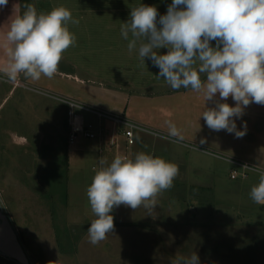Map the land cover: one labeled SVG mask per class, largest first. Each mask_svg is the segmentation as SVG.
<instances>
[{
    "label": "rangeland",
    "instance_id": "obj_1",
    "mask_svg": "<svg viewBox=\"0 0 264 264\" xmlns=\"http://www.w3.org/2000/svg\"><path fill=\"white\" fill-rule=\"evenodd\" d=\"M171 3L172 0H33L38 13H47L62 5L72 12L74 19L79 20V24L68 25L69 30L76 34V47L64 52L59 71H73L81 78L94 80L106 88H118V91H123L129 97H136L129 104V109L132 119H140L137 121L149 116L148 108L166 115L169 93L184 88L171 89L163 78L156 77L159 69L149 58L145 57V64H142L138 49L129 52L128 41L120 34V25L130 18L133 7L140 4L154 6L159 15H164ZM211 44L216 46L215 41ZM158 51L159 54H165L167 49ZM74 62L77 68L73 66ZM201 78L205 79L203 75ZM2 85L0 89L8 90V85ZM7 96L8 93L0 94V109L3 111L0 114V152L9 157L8 160L2 159L6 160V164H0V197L31 264H175L174 260L165 261L162 258V255L167 257L171 254L167 250L170 247L175 250L178 245L184 247L185 244L186 248L192 245L193 253L200 252L202 240L203 250L206 248L207 253L218 252L215 237L219 230L211 228L206 234V230L198 229L188 237L184 228L192 221L227 223L235 220H264V205L260 207L255 204L249 195L252 186L258 183L259 172L252 171L245 178L233 180L230 174L235 169L234 165L222 156L205 154L200 161L199 158L195 161L200 166L194 172L195 175L192 173L199 184L209 188L202 192L204 198L197 197V191L195 199L182 202L186 207L184 211L169 189L159 195L158 205L151 215L143 207L136 210L128 207L126 210L127 206H119L111 213L115 225L113 233H109L99 244L91 245L87 230L96 217L91 211L86 189L100 167L96 153L99 151V141L77 139L74 144H69L67 152L64 137L62 141L59 139L61 122L66 121L67 117L66 111L57 107L60 103L49 98L39 99L35 94L21 89ZM108 99L104 102L101 98L100 102L113 108L116 101L114 98ZM9 110H19L20 115L8 118L2 116L10 113ZM79 114L95 121L96 117L92 115L91 118L82 112ZM142 134V131L136 132L138 138ZM150 134L142 135L148 141L147 145L139 140L138 147L128 149L130 158L138 152H145L174 163L173 153L167 146L170 143ZM15 135L27 137L29 147L22 146V151L15 147L8 149L7 146H14L15 142L25 144L22 138ZM46 143H52L57 149L48 148ZM37 146L38 152L32 153ZM27 148L31 152H24ZM180 151L177 153H180L178 157L181 160L192 161V154H184L182 148ZM49 153L61 154L48 156L52 164L44 165V157ZM108 158L106 156V160ZM201 201L209 204L210 210L215 209L214 217L210 212L207 213L210 218L203 219L206 208L199 204ZM198 206L203 209V214H198L199 217L194 219L193 212ZM226 237L232 238V235ZM234 237V243L240 241L239 253L259 251L256 244H264L253 237L237 234ZM189 238L193 241L186 240ZM176 262L182 264V261ZM237 263L250 262H225ZM0 264L18 263L0 256Z\"/></svg>",
    "mask_w": 264,
    "mask_h": 264
},
{
    "label": "clouds",
    "instance_id": "obj_2",
    "mask_svg": "<svg viewBox=\"0 0 264 264\" xmlns=\"http://www.w3.org/2000/svg\"><path fill=\"white\" fill-rule=\"evenodd\" d=\"M7 4L8 0H0V8ZM69 23L76 25L79 20L65 6L38 13L33 5H25L5 34L7 81L15 82L21 75L34 81L42 76L52 79L64 52L76 44ZM120 34L128 41L129 52L138 49L142 64L149 58L159 69L156 77L171 89L202 93L205 103L219 95L215 107H205L201 114L209 129L226 130L237 138L246 134V123L238 130L233 118L241 117L250 103L264 105V0H172L164 15L154 6L140 4L131 8ZM162 48L167 49L165 54H159ZM229 97L234 107L220 102ZM168 136L184 140L171 122ZM99 165L86 189L96 217L87 230L88 242L94 246L113 233L114 208L143 207L151 215L159 195L171 189L179 175L177 164L145 152L133 158L117 155L111 163L101 157ZM249 195L255 204L264 205V171H259ZM182 264H200V260L194 252L182 258Z\"/></svg>",
    "mask_w": 264,
    "mask_h": 264
},
{
    "label": "crops",
    "instance_id": "obj_3",
    "mask_svg": "<svg viewBox=\"0 0 264 264\" xmlns=\"http://www.w3.org/2000/svg\"><path fill=\"white\" fill-rule=\"evenodd\" d=\"M20 11L21 0H8L7 6L0 8V86L3 87L2 84L8 85V90L0 89V94L8 93L9 96L14 91L21 89L22 91H26L27 93H31L32 95L35 94V96L39 99L49 98L60 103V105L57 107H59L60 109H64L66 113L69 110L68 105L60 100L58 101L56 97H67L77 100L90 108H95L116 115H124L131 121L136 122L151 130L152 132L157 133L159 136L155 135L154 137L167 140L166 142L170 143L167 146L171 150V153H173V159L175 161L174 163L179 166V175L173 181L171 193L173 194L175 200L179 201V204H181L184 211L186 209V207L183 206L185 200L195 199L197 191L199 193L197 197L202 199L201 197L204 198L202 192L206 189H209L208 187L199 184L198 180L192 177V173L195 175L194 172H197L199 169L198 166H200L199 163L195 161H197L198 158L200 161L201 156H204L205 154H216L224 158L247 162L264 170V105L250 103L244 109V114L241 117L233 118L238 130H243V126L245 123L247 125L246 134L242 138H237L234 133H228L226 130H220L217 132L209 129L204 118L201 116L202 112L205 110V107H215L216 100H219L218 94L215 100L206 101L205 103L203 94L194 92L191 89H182L179 92H172L169 93V97L167 98L168 109L166 115L162 114L160 111L154 108H148L147 112L149 116H144L141 121H137L140 119H132L133 116L130 115L131 108L129 109V104L133 102L136 97L131 96V98L123 91H118V88L116 90L111 87L106 88L104 87L105 85L97 84L94 80L85 79L84 77L81 78L77 75V73H74L73 71H62V69L61 71H59L60 69H58V72L52 79H48L47 77L42 76L40 80L34 81L25 79L23 75H21L15 82L7 81V78L3 75V69L6 66L8 59L5 47V34L8 31L11 21L16 16L21 15ZM73 66L77 68V64L75 62ZM101 98H103L104 102L109 100L108 98H114L118 105L116 104L113 108L107 107L104 102H100ZM220 102H226L230 106H235V101L231 97H229L226 101ZM1 112L3 111L1 110L0 114ZM9 112L10 113L2 116H7L8 118L10 116L20 115L19 110H9ZM77 112L81 113L82 111L77 110ZM82 114H87L91 117V114L85 111H83ZM165 117L166 119H164ZM87 119L85 118L87 123L97 124L98 122L96 118L95 121ZM65 120L66 121L61 122L62 126L60 128L59 139L62 141V138L64 137L66 143L65 150L68 152L69 142L67 137L69 135V126L67 117ZM168 122L175 124L177 128L181 130L184 136V140L182 142H177L174 138L168 136ZM146 133L147 132H143V134ZM142 135L138 138L135 134L136 143L132 147H138L139 140H141L143 145L148 144V141L143 138ZM15 136L22 138L25 141V144L20 145L19 142H15L16 144L14 143V146H7L8 149H11L13 147L18 149L22 146H25L24 148L29 147L30 142H28L29 140L27 137L23 135ZM202 138L206 139L207 142L205 144H200V140ZM157 143L158 142L154 143V148ZM46 145L48 148L57 149L52 143H46ZM61 146L64 147L63 144ZM61 146H59L58 148L60 149ZM24 148H21V151ZM181 148L185 151L184 154H188L189 156L190 154L193 155V157L190 158L192 161L189 160L188 162H186L178 157L180 153L177 152H181ZM38 149L39 147L37 146V148H35L32 153L36 152ZM176 149H178L177 152ZM26 151H29L28 148L27 150H24V152ZM96 153L99 159L102 157L106 160V156H109V158L106 160L108 163L110 162V159H113V156L107 152L104 153V155L99 154V151ZM60 154L61 153H49V155L45 157L43 156L46 160H44L42 163L44 165L52 164V162L48 160V156L52 157ZM2 159L8 160L9 157L8 155H3L0 152V164H6V160L2 161ZM94 167H96V165ZM183 201L184 203H182ZM199 204L205 205L204 207L206 208L204 210L205 217L203 216V219H209L210 217L207 215V213L210 212L213 213L212 217H214L215 209L210 210V205L207 203H202V201ZM260 207H262V205H260ZM252 208L254 207L252 206ZM126 210H128V207ZM193 213V218L197 219L199 217L198 214L202 216L203 209L199 206L195 207ZM211 228L219 230L217 233V237H215L218 242V244L216 245L217 247H219L218 252L207 253L206 248L204 250L202 249L201 240L200 252H195L199 257L200 262H215L216 264H225V262L230 260H232L233 262H237L239 260H248V262H250L249 264H264V244H256V246L260 248L259 251L239 253L238 247L240 241L234 243V236L236 234L241 237L246 236L249 238L253 237L256 239H260V243L264 242V220H235L227 223L207 222V220H205L204 222V220H197L192 221V223L188 224V226L184 229L187 232V236L190 237L192 236V234L197 232L198 229L206 230L207 234V230ZM227 235H232V238L226 237ZM186 240L193 241L192 238ZM152 242H154L153 239ZM190 244L191 243L189 242V245ZM175 248V250H172L171 247L168 248L167 250L171 251V254H168L167 257L162 255V258L164 257L165 261L174 260V263L176 264V261H182V258H188L193 254L192 245L187 248L185 247V244L184 247L178 245ZM182 250H184V253H181L183 252Z\"/></svg>",
    "mask_w": 264,
    "mask_h": 264
},
{
    "label": "built area",
    "instance_id": "obj_4",
    "mask_svg": "<svg viewBox=\"0 0 264 264\" xmlns=\"http://www.w3.org/2000/svg\"><path fill=\"white\" fill-rule=\"evenodd\" d=\"M58 100L67 104L69 126V144H74L77 139L98 140L100 144L99 154L109 153L113 158L117 155L128 156V149L135 145V134L137 131L158 135L146 127L131 121L124 115H116L95 108H90L83 103L66 98L57 97ZM77 110L85 111L97 119V124L87 123L84 116ZM159 136V135H158ZM224 158V157H223ZM235 166L230 177L237 180L239 177L245 178L252 171H264L247 162H242L230 158H224Z\"/></svg>",
    "mask_w": 264,
    "mask_h": 264
},
{
    "label": "water",
    "instance_id": "obj_5",
    "mask_svg": "<svg viewBox=\"0 0 264 264\" xmlns=\"http://www.w3.org/2000/svg\"><path fill=\"white\" fill-rule=\"evenodd\" d=\"M0 256L18 264H31L19 234L6 215L0 199Z\"/></svg>",
    "mask_w": 264,
    "mask_h": 264
},
{
    "label": "trees",
    "instance_id": "obj_6",
    "mask_svg": "<svg viewBox=\"0 0 264 264\" xmlns=\"http://www.w3.org/2000/svg\"><path fill=\"white\" fill-rule=\"evenodd\" d=\"M33 5V0H21V14L25 11V5Z\"/></svg>",
    "mask_w": 264,
    "mask_h": 264
},
{
    "label": "flooded vegetation",
    "instance_id": "obj_7",
    "mask_svg": "<svg viewBox=\"0 0 264 264\" xmlns=\"http://www.w3.org/2000/svg\"><path fill=\"white\" fill-rule=\"evenodd\" d=\"M0 199H1V197H0ZM2 201V200H1ZM3 203V202H2ZM4 206V205H3ZM5 213H6V209H5ZM7 214V213H6ZM10 218V217H9ZM12 222V221H11ZM13 223V222H12Z\"/></svg>",
    "mask_w": 264,
    "mask_h": 264
}]
</instances>
